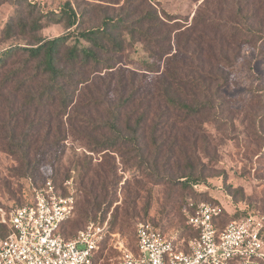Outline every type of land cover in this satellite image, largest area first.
<instances>
[{
  "label": "trees",
  "instance_id": "16d2710c",
  "mask_svg": "<svg viewBox=\"0 0 264 264\" xmlns=\"http://www.w3.org/2000/svg\"><path fill=\"white\" fill-rule=\"evenodd\" d=\"M109 6L80 9L66 0L46 15L67 30L54 37L39 34L42 20L32 11L27 17L16 12L8 20L5 37L19 31L31 39L0 52V148L30 163L41 131L44 137L59 132L65 118L91 151H133L149 161L148 168L159 178L170 179L157 172L159 158H185L188 170L177 181L194 188L206 178L196 173L188 150L206 152L210 140L205 124L233 127L238 115L222 88L241 47L257 49L264 62V0H202L192 22L181 24L147 0H123L113 13L116 9ZM88 14L99 17L98 23L80 29ZM126 42L141 44L143 66L154 74L149 85L123 76L111 84L103 76L120 61ZM112 90L117 91L113 100ZM244 103L252 133L264 137V85L252 89ZM100 206L101 200L88 194L83 213ZM68 222L65 237H70ZM115 225L113 221L111 227ZM5 233L2 226L0 237ZM183 233H191L186 225Z\"/></svg>",
  "mask_w": 264,
  "mask_h": 264
},
{
  "label": "rangeland",
  "instance_id": "374dc122",
  "mask_svg": "<svg viewBox=\"0 0 264 264\" xmlns=\"http://www.w3.org/2000/svg\"><path fill=\"white\" fill-rule=\"evenodd\" d=\"M66 0H2L0 1V52L16 42L30 40L28 33L19 32L5 37L3 30L8 20L20 12L27 17L29 12L41 17L43 28L39 34L54 37L67 30L60 23L47 21L50 11H57ZM80 9L87 4L110 5V13L117 11L123 0L111 4L109 0H70ZM161 12L164 10L181 23H191L195 10L202 0H147ZM80 29L98 23L99 17L87 15ZM70 38V42L74 40ZM175 51V50H173ZM146 55L141 44L125 43L119 62L104 74L114 84L117 78L144 80L148 85L154 74L143 66ZM163 67H160V70ZM229 82L222 92L232 101L238 112L234 126L216 125L208 122L205 130L210 144L206 152L189 149L186 157L206 180L194 188L184 186L177 176L187 172L188 164L181 159H158L157 172L167 174L160 178L150 171L149 161L134 155L133 151L90 150L87 139L71 131L64 123L60 131L33 142L30 163L19 156L0 148V206L9 209L31 201L34 188L43 186L51 179L61 194H72L75 199L74 214L65 226L69 236L89 222L106 223L107 230L100 247L95 252L93 264H120L122 245L134 248L135 230L139 222H154L165 231L177 230L180 237L184 221L181 208L192 198L196 201H211L222 205L224 213L220 225L241 217L247 212L264 214V137L254 135L245 116L249 110L245 101L254 88L264 85V62L257 49L241 47L231 67ZM117 91L109 94L113 100ZM91 194L93 201H100L97 211H84V199ZM90 197V196H89ZM124 220V221H123ZM115 221L114 228L111 223ZM123 222V223H122ZM184 224V225H183ZM2 226L0 225V234Z\"/></svg>",
  "mask_w": 264,
  "mask_h": 264
},
{
  "label": "built area",
  "instance_id": "2783aa9c",
  "mask_svg": "<svg viewBox=\"0 0 264 264\" xmlns=\"http://www.w3.org/2000/svg\"><path fill=\"white\" fill-rule=\"evenodd\" d=\"M75 199L61 194L51 179L34 188L31 201L0 206V264H93L106 223L89 222L73 236L62 233L72 217ZM222 205L192 198L181 213L190 234L165 231L139 222L135 246L122 245L120 264H264V214L247 212L219 225Z\"/></svg>",
  "mask_w": 264,
  "mask_h": 264
}]
</instances>
